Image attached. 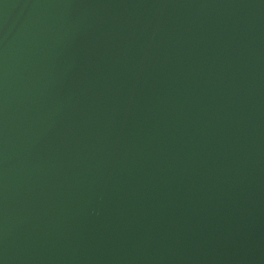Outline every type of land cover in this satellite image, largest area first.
<instances>
[{
  "label": "water",
  "instance_id": "95a60500",
  "mask_svg": "<svg viewBox=\"0 0 264 264\" xmlns=\"http://www.w3.org/2000/svg\"><path fill=\"white\" fill-rule=\"evenodd\" d=\"M0 264H264V0H0Z\"/></svg>",
  "mask_w": 264,
  "mask_h": 264
}]
</instances>
